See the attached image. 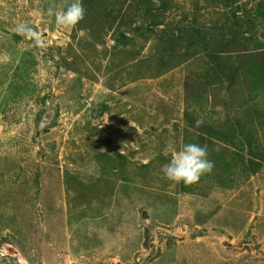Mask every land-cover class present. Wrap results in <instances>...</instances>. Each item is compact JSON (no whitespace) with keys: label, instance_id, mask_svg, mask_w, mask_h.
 <instances>
[{"label":"rangeland","instance_id":"374dc122","mask_svg":"<svg viewBox=\"0 0 264 264\" xmlns=\"http://www.w3.org/2000/svg\"><path fill=\"white\" fill-rule=\"evenodd\" d=\"M111 1L63 28L48 10L72 0H0V264H264V160L222 186L223 162L191 185L161 171L190 142L236 163L247 148L215 135L236 122L264 146L247 83L215 80L194 46L230 25L250 39L264 0Z\"/></svg>","mask_w":264,"mask_h":264},{"label":"trees","instance_id":"16d2710c","mask_svg":"<svg viewBox=\"0 0 264 264\" xmlns=\"http://www.w3.org/2000/svg\"><path fill=\"white\" fill-rule=\"evenodd\" d=\"M213 1L219 2L220 0ZM225 1L228 3L231 0ZM111 2H113V0ZM134 4L138 5V8H142L143 11L146 10V14L142 16H147L148 1L138 0L134 1ZM143 4L147 5V7ZM133 7L135 8L137 6L134 5ZM242 22L244 26H248L251 30L250 39L243 38L244 36L240 33L241 29H237L233 25L224 26L223 30L220 31L207 29L206 31H201L196 34L194 46H197L198 53L195 54L200 56L196 62H200V65L202 63H207L206 67L201 65V68L205 71L210 69L211 75L214 76L213 78L215 80L219 77V79L228 78L229 81L241 79L246 82L248 85L246 92L249 101L254 103V109L257 110L262 107V111H264V62L261 59V53L264 52V44L262 40L257 38L254 40L252 39L258 30H261L260 36L264 39V28L262 27L264 22V2L259 1L255 3L251 14L249 13V16L245 17ZM251 40L253 44L250 48L247 42ZM167 43L171 45V39H168ZM229 66L233 67L227 69ZM194 82L195 85H198L195 80ZM192 83L190 81L187 90H192L191 86L194 84ZM215 83L216 81L207 83L206 85H215ZM204 94L205 92L197 90V99L203 100L202 95ZM256 120H259V118ZM236 124L238 128L230 127L226 134L224 132H222L223 134L215 133L225 147L233 148L237 145L241 151L247 148V150L245 149V156L240 154V156L235 159L236 163L224 161L223 155L214 157V164H221V162H223V164H221L222 169L220 170V175L218 177L216 175L214 178L218 185L221 186L224 183L223 181L232 175L229 167L235 168L239 165V168H243L245 171L248 170L249 175L253 176L261 169L262 161L264 160V146H262V135H260L262 131L253 127L255 125H251V127H249L250 129L244 132V126L241 125L240 122H236ZM261 126L262 124L259 126V129L262 127L264 128V125ZM244 142H248V144L244 146ZM250 160L256 162V164L251 165L249 163ZM229 187L231 188L232 186Z\"/></svg>","mask_w":264,"mask_h":264},{"label":"clouds","instance_id":"9594fccd","mask_svg":"<svg viewBox=\"0 0 264 264\" xmlns=\"http://www.w3.org/2000/svg\"><path fill=\"white\" fill-rule=\"evenodd\" d=\"M85 8L82 0H72L64 10L53 12L48 10V15H54L57 25L71 28L78 25L85 17ZM20 35H36L32 27L26 22H18L12 29ZM201 122L197 121V126ZM173 155L168 163L162 166L164 177L173 183L191 185L197 183L203 175L214 168V163L209 159L206 146L198 143H186L180 149H172Z\"/></svg>","mask_w":264,"mask_h":264}]
</instances>
